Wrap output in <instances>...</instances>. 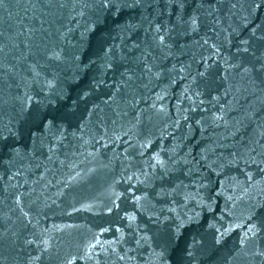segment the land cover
Returning a JSON list of instances; mask_svg holds the SVG:
<instances>
[{"label":"water","instance_id":"95a60500","mask_svg":"<svg viewBox=\"0 0 264 264\" xmlns=\"http://www.w3.org/2000/svg\"><path fill=\"white\" fill-rule=\"evenodd\" d=\"M0 264H264V0H0Z\"/></svg>","mask_w":264,"mask_h":264}]
</instances>
